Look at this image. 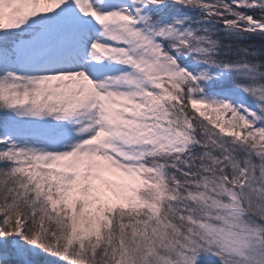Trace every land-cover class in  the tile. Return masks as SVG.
<instances>
[{
  "label": "snow or ice",
  "instance_id": "1",
  "mask_svg": "<svg viewBox=\"0 0 264 264\" xmlns=\"http://www.w3.org/2000/svg\"><path fill=\"white\" fill-rule=\"evenodd\" d=\"M0 264H264V0H0Z\"/></svg>",
  "mask_w": 264,
  "mask_h": 264
}]
</instances>
